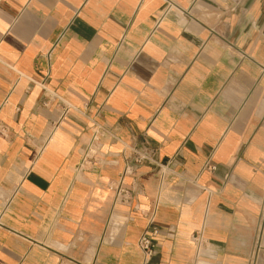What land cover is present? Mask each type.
Returning <instances> with one entry per match:
<instances>
[{
	"label": "crops",
	"instance_id": "0c3cea01",
	"mask_svg": "<svg viewBox=\"0 0 264 264\" xmlns=\"http://www.w3.org/2000/svg\"><path fill=\"white\" fill-rule=\"evenodd\" d=\"M0 264H264V0H0Z\"/></svg>",
	"mask_w": 264,
	"mask_h": 264
},
{
	"label": "built area",
	"instance_id": "2783aa9c",
	"mask_svg": "<svg viewBox=\"0 0 264 264\" xmlns=\"http://www.w3.org/2000/svg\"><path fill=\"white\" fill-rule=\"evenodd\" d=\"M2 133V132H1ZM94 140H98V136H94ZM211 169H216L215 166L211 165L208 166ZM160 230L157 226H152L150 228H147L144 233L142 234L139 245L142 251L146 256H152L155 251V239L158 236ZM193 242L199 247V251L201 250V246L205 243V238L203 236V233L201 231H197L192 236ZM201 253V251H200Z\"/></svg>",
	"mask_w": 264,
	"mask_h": 264
}]
</instances>
